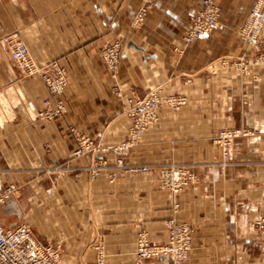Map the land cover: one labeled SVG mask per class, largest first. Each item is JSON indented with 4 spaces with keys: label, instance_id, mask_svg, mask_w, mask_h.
<instances>
[{
    "label": "crops",
    "instance_id": "obj_1",
    "mask_svg": "<svg viewBox=\"0 0 264 264\" xmlns=\"http://www.w3.org/2000/svg\"><path fill=\"white\" fill-rule=\"evenodd\" d=\"M214 2L219 26L185 43L201 0H0V190L17 187L0 204L6 227L29 223L38 241L59 246L63 264H96L99 245L107 264H173L138 261L135 250L142 230L155 242L168 238L174 197L161 189L157 167L178 163L195 172L179 195L178 217L194 227L186 264H264L254 225L264 215V66L241 74L223 64L249 52L239 30L254 0ZM143 6L147 17L135 26ZM12 34L37 65L67 68L68 110L59 120L38 117L49 91L40 73L25 74L11 58L3 38ZM116 42L113 74L102 50ZM155 88L188 103L161 108L126 156L148 172L117 171L115 147L133 121L129 99ZM230 126L250 135L236 139L226 159L214 138ZM70 127L104 150L72 157ZM92 165L104 168L97 177Z\"/></svg>",
    "mask_w": 264,
    "mask_h": 264
},
{
    "label": "built area",
    "instance_id": "obj_2",
    "mask_svg": "<svg viewBox=\"0 0 264 264\" xmlns=\"http://www.w3.org/2000/svg\"><path fill=\"white\" fill-rule=\"evenodd\" d=\"M148 14V7H141L134 19V25L144 23ZM220 22V9L214 0H201V9L191 19L190 27L184 36L185 43H192L213 32ZM264 0H254L251 9L240 25V34L253 51L264 48ZM11 58L27 75L40 73L43 76L49 96L42 102L38 117L44 121H57L67 112L65 91L69 84L67 68L54 61L44 66L37 65L31 57L26 42L18 35H7L3 38ZM120 42L106 45L102 50L103 59L109 70L116 74L121 63ZM263 59V58H262ZM224 64L227 61H223ZM188 99L184 95L166 94L161 88L152 89L142 97L129 99L127 111L133 117V123L126 140L115 147L120 153L131 150L142 138L147 128L159 120L160 109L168 106L173 110H180L187 105ZM69 132L75 137L77 147L72 152V157L85 154H96L103 151L100 143L95 142L90 136L79 132L75 127H70ZM244 128H225L219 131L216 140L224 149L225 156L229 155V143L236 137L245 135ZM120 165H124L121 160ZM91 166V167H99ZM57 167V169H61ZM103 167V166H102ZM172 171L160 169L163 182L172 179L174 187L181 190L188 181L194 180L195 175L188 172L186 167L178 165ZM131 170L148 172L149 165L132 166ZM14 184L0 190V204L4 203L15 191ZM255 227L262 232L261 252L264 257V215L257 218ZM168 238L165 242H155L147 230L138 233L135 256L138 261L168 257L173 264H185L189 259L193 247V226L181 220L173 219L166 224ZM99 257L96 264H107L105 253L99 245ZM0 264H63L59 246L46 244L34 237L33 229L28 223H20L15 227H6L0 218Z\"/></svg>",
    "mask_w": 264,
    "mask_h": 264
},
{
    "label": "rangeland",
    "instance_id": "obj_3",
    "mask_svg": "<svg viewBox=\"0 0 264 264\" xmlns=\"http://www.w3.org/2000/svg\"><path fill=\"white\" fill-rule=\"evenodd\" d=\"M252 7V6H251ZM220 9V8H219ZM251 9V8H250ZM249 9V10H250ZM249 12V11H248ZM248 12H247V14H248ZM246 14V15H247ZM240 32V31H239ZM247 46H248V44H247ZM249 47V46H248ZM263 58V59H262ZM223 61H227V63L225 64V65H228L229 67H231V68H233L234 70H236V71H238V72H240L241 74H244V73H247L249 70H252L253 68H255V67H259V66H264V48H262L260 51H253V50H251L250 49V47H249V52L248 53H246L245 55H242V56H239V57H227V58H224L223 59ZM224 64V63H223ZM67 103V102H66ZM186 106V105H185ZM183 108V107H182ZM127 109H128V107H127ZM68 110V109H67ZM127 111V110H126ZM128 112V111H127ZM129 113V112H128ZM130 114V113H129ZM132 119H133V117H132ZM132 123H133V121H132ZM150 127V126H149ZM227 128H233V129H236V128H244L245 130H246V134L245 135H241V136H238V137H236V138H234L230 143H229V155L228 156H225L226 157V159H231V157H232V150H233V145H234V142L236 141V139H238V138H240V137H243V136H249L250 135V131L248 130V129H246L245 127H243V126H230V127H227ZM77 129V128H76ZM148 129V128H147ZM223 129H225V128H223ZM130 130V129H129ZM220 130H222V129H220ZM146 132V131H145ZM145 134V133H144ZM143 134V135H144ZM129 136V135H128ZM143 137V136H142ZM128 138V137H127ZM126 138V139H127ZM126 139H124V140H126ZM142 138H140V140H141ZM123 140V141H124ZM140 140H139V142H140ZM122 141V142H123ZM214 141L216 142V143H218L220 146H222L221 144H220V142H218L217 140H216V137L214 138ZM77 142V141H76ZM121 142V143H122ZM138 142V143H139ZM74 151V150H73ZM72 151V152H73ZM117 152V151H116ZM130 152V150L129 151H127L126 153H120V152H117L118 153V156H117V159H116V166H115V168L114 169H116L117 171H120V172H133L132 170H131V167L132 166H140V165H133V164H131V163H129L128 162V160H127V158H126V156L128 155V153ZM72 154V153H71ZM225 155V154H224ZM123 161L124 162V165H120V161ZM144 165H147V164H144ZM175 165V167L176 166H178V165H180V164H178V163H170V164H166V165H160L159 167H157V170H158V173H159V185H160V187H161V189H163V190H167V191H170L172 194H173V197H174V199H173V207H172V209H173V214L169 217V218H167L166 220H165V226H166V224L169 222V221H171V220H173V219H176V220H181V221H185V220H182V219H180L179 217H178V212H179V210H180V208H181V202H180V200H179V195H180V193H181V191L183 190V189H185L188 185H190L194 180H189L188 181V183L187 184H185V185H183L182 186V188H181V190L179 191V190H177V188H176V186L174 187V183H172V179H170L168 182L166 181V182H163L162 181V177H161V174H160V169H168L169 171H172L173 170V167L172 166H174ZM150 166V165H149ZM186 167V169L188 170V172L189 173H191V174H193V175H195V172L190 168V167H188V166H186V165H181V167ZM151 167V166H150ZM104 168L102 167V166H99V167H91V175L93 176V177H97L100 173H101V171L103 170ZM151 169V168H150ZM116 172V171H115ZM115 172H112V175H113V177L116 175L115 174ZM134 173H141V172H138V171H134ZM186 222H188V221H186ZM26 223V222H25ZM188 223H190V222H188ZM29 224V223H28ZM191 224V223H190ZM30 225V224H29ZM192 225V224H191ZM193 226V225H192ZM194 228V227H193ZM166 231H167V227H166ZM167 236H168V232H167ZM193 238H194V236H193ZM263 256V255H262ZM190 257V256H189ZM186 264V263H185Z\"/></svg>",
    "mask_w": 264,
    "mask_h": 264
}]
</instances>
